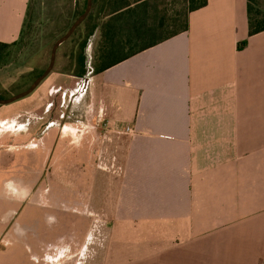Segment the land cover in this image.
<instances>
[{
    "label": "crops",
    "instance_id": "0c3cea01",
    "mask_svg": "<svg viewBox=\"0 0 264 264\" xmlns=\"http://www.w3.org/2000/svg\"><path fill=\"white\" fill-rule=\"evenodd\" d=\"M31 1L0 0V43L19 40ZM161 1L150 22L163 20L154 37L167 39L92 72L79 90L84 146L67 140L72 127H56L47 99L73 78L69 45L57 50L55 78L1 105L0 165L15 158L37 169L2 181L0 264H263L264 31L249 36L246 0H207L186 31L168 35L179 1ZM63 4L78 10V0ZM107 19L96 7L80 69ZM92 135L102 136L95 158ZM55 199L90 203L104 218L107 234L90 254L88 242L57 237Z\"/></svg>",
    "mask_w": 264,
    "mask_h": 264
},
{
    "label": "rangeland",
    "instance_id": "374dc122",
    "mask_svg": "<svg viewBox=\"0 0 264 264\" xmlns=\"http://www.w3.org/2000/svg\"><path fill=\"white\" fill-rule=\"evenodd\" d=\"M57 3L61 6L55 7ZM259 3L260 9L264 12V0H259ZM31 4L28 18L23 26L22 37L20 36L21 38L15 45L6 50L4 58L0 61V96L3 98L12 97L15 93L26 89L35 77L46 68L52 44L65 32L68 25L75 18L76 13L67 9L66 5L63 4V0L60 2H55L54 0H32ZM178 4V10H180L182 6L181 0H179ZM93 52L91 57H88V60L85 61L80 72L73 74L72 79H65L66 94L58 92L47 98L52 111L55 113L56 127H72L77 134L72 133V137L68 136L67 140L70 141V138H72L75 142H80L79 139L82 138V146H84V141L88 137L84 130L87 126L85 120L87 93H80L79 90L83 85L84 77L87 76V67L94 68L95 66ZM62 58L63 54L60 51L59 60L64 59ZM63 63L62 61L59 66L64 65ZM60 68L58 67V70ZM56 72V68H53L48 75L49 80L55 78ZM0 107L2 106L0 105ZM42 110L41 108L40 112ZM92 136L94 141L91 145L89 156L95 158L96 143L98 141L101 142L102 136ZM7 153L11 154L10 151ZM17 161L14 158L13 162H6L4 166L0 165V193L4 192L2 191L5 188L4 181L15 182L37 169L36 164L21 165ZM38 168H40L39 165ZM41 175L48 177V170L41 171ZM73 201L75 200L55 199V201H50L54 202L57 215V220L55 218H50V220L63 224V228L56 229L57 237H63V233H65L66 238L82 239L85 242L84 244L88 242L85 248L87 253L90 254L95 249L96 242L100 243L101 239L107 234L106 231L101 229L104 218L92 212L90 203L86 210L85 206L80 208L78 199L76 202ZM46 202L47 200H45Z\"/></svg>",
    "mask_w": 264,
    "mask_h": 264
},
{
    "label": "trees",
    "instance_id": "16d2710c",
    "mask_svg": "<svg viewBox=\"0 0 264 264\" xmlns=\"http://www.w3.org/2000/svg\"><path fill=\"white\" fill-rule=\"evenodd\" d=\"M155 1L157 0H105L104 3L102 2L96 6V0H92L94 7H92V11H90L81 25V27L85 28L78 27L69 40L64 43L65 46L69 45L72 48L71 54L67 56L68 67L71 68L70 72L77 74L81 71L80 64H83L82 53L94 30L90 27L89 22L92 15H94L96 7L97 12L103 18L108 17V19L102 26L101 38L94 53V74L101 73L167 39L154 37L156 30H163L164 28L163 20L158 22V24L150 22L151 17L149 13L157 5ZM163 1L161 2L163 3ZM246 1L248 34L251 36L264 31V12L260 9L259 0ZM78 2L79 6L74 19L82 14L86 6V0H78ZM181 2V9L178 10V30H168L166 32L168 35H176L177 33L186 31L188 14L205 7L207 4V0H181ZM13 45L15 44L7 45L0 43V61L4 58L6 50ZM244 45L245 43H242L240 47Z\"/></svg>",
    "mask_w": 264,
    "mask_h": 264
},
{
    "label": "water",
    "instance_id": "95a60500",
    "mask_svg": "<svg viewBox=\"0 0 264 264\" xmlns=\"http://www.w3.org/2000/svg\"><path fill=\"white\" fill-rule=\"evenodd\" d=\"M92 9V0H86V6L84 11L82 12V14H80L69 26V28L66 30V32L60 36L51 46L50 49V54H49V61L48 64L46 66V68L44 69V71L38 76L36 77L32 83L28 86V88H26L25 90H23L22 92L10 97V98H6V99H0V105H9L19 99H22L28 95H30L36 88L37 86L51 73V71L54 68L55 65V60H56V54H57V50L58 48L65 43L67 40H69V38L74 34V32L77 30L78 27H80V25L84 22V20L86 19V17L88 16V14L90 13ZM90 58V57H89ZM93 70L91 67H87V76L84 77L83 79V85L82 87H86L88 81H89V77L91 76Z\"/></svg>",
    "mask_w": 264,
    "mask_h": 264
},
{
    "label": "built area",
    "instance_id": "2783aa9c",
    "mask_svg": "<svg viewBox=\"0 0 264 264\" xmlns=\"http://www.w3.org/2000/svg\"><path fill=\"white\" fill-rule=\"evenodd\" d=\"M129 129H127V131H128ZM263 264H264V262H263Z\"/></svg>",
    "mask_w": 264,
    "mask_h": 264
}]
</instances>
